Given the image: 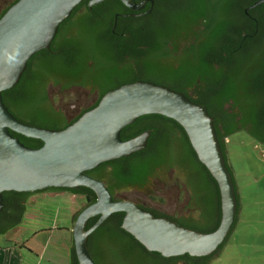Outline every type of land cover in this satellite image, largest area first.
Segmentation results:
<instances>
[{"label": "trees", "instance_id": "obj_1", "mask_svg": "<svg viewBox=\"0 0 264 264\" xmlns=\"http://www.w3.org/2000/svg\"><path fill=\"white\" fill-rule=\"evenodd\" d=\"M16 1H7L0 10V17ZM87 2L81 0L73 8L59 24L49 47L35 52L18 82L2 91L4 105L25 123L62 129L96 106L107 91L125 83L145 80L180 91L191 101L205 106L213 117L216 136L234 182L238 213L240 196L234 170L231 162L228 163L224 137L241 129L252 139L263 141L260 136L264 137V128L260 125H264V101L249 87L250 71L245 66L250 64L253 68L257 63L254 55L237 57L236 67L231 72L226 71L223 60L217 61L218 66H215L216 61L211 59L217 46L224 43L225 28L233 15L231 0H182L179 3L155 0V13L145 24L144 31L138 30L135 23L130 25L131 19L123 17H118L112 29L114 12L122 10L120 0H104L92 8ZM216 2H221L222 6H214ZM240 4L243 7L245 2ZM49 82L59 84L63 89L89 87L95 93L94 101L68 117L54 105L47 90ZM191 88L194 93L190 94ZM235 91L240 92L234 94ZM236 115L240 116V124L235 120ZM221 122L223 134L218 127ZM237 125L241 126L239 130ZM145 130H150V135L144 148L128 156L103 161L85 173L104 181L112 197L118 199L114 197L115 191L126 186H144L163 168H177L184 173L189 203L198 209L199 220L170 216L137 204L155 216L169 217L185 227L213 231L221 218L219 189L198 160L184 129L161 114H144L122 127L120 138L126 140ZM9 131L27 147L38 148L43 144L38 138ZM43 191L81 195L84 206L96 199L95 193L85 186L47 187L36 192ZM32 194L15 190L2 192L0 233L20 224ZM80 210L72 214V223ZM123 215V212H113L88 235L87 248L96 264H166L175 260H183L186 264H210L226 242L206 256L164 257L146 249L121 227ZM97 219L98 216L90 217L85 228ZM69 264H79L73 246Z\"/></svg>", "mask_w": 264, "mask_h": 264}, {"label": "water", "instance_id": "obj_2", "mask_svg": "<svg viewBox=\"0 0 264 264\" xmlns=\"http://www.w3.org/2000/svg\"><path fill=\"white\" fill-rule=\"evenodd\" d=\"M80 1L17 0L0 17V211L3 208L2 192L6 190L34 192L47 187L85 186L95 193L96 199L81 208L73 221L68 258L73 246L79 264H96L88 251L87 238L113 212L124 213L121 227L150 251L164 257L210 255L227 242L231 234L237 198L216 136L213 117L205 106L191 101L180 91L145 80L125 83L107 91L96 106L62 129L25 123L4 105L2 91L18 82L35 52L49 47L59 24ZM102 1L88 0V4ZM146 1L121 0L135 10L141 9ZM220 3L216 2L214 6L221 7ZM50 89H61L60 100L65 90L83 89L88 93V99L82 107L89 105L93 92L91 88L82 86L63 89L53 82L47 86V90ZM60 100L58 107L61 109ZM153 113L175 120L184 129L198 160L216 181L221 218L213 231L185 227L139 206L136 202L146 205L142 192L150 179L144 186L122 188L116 195L124 199H114L104 181L85 173L103 161L128 156L144 148L150 130L126 140L120 138V130L138 116ZM9 130L38 138L43 144L38 148L27 147ZM166 169L157 173L165 182V188L184 182L181 170L175 168L168 177ZM185 191L188 190L184 185L171 192L170 196ZM41 193L47 192L34 193L30 197ZM158 211L174 217L199 216L198 209L189 203V194L179 205H169L164 210L158 207ZM93 216H98V219L86 229L88 219ZM0 244L10 245L2 235Z\"/></svg>", "mask_w": 264, "mask_h": 264}, {"label": "rangeland", "instance_id": "obj_3", "mask_svg": "<svg viewBox=\"0 0 264 264\" xmlns=\"http://www.w3.org/2000/svg\"><path fill=\"white\" fill-rule=\"evenodd\" d=\"M7 1L9 0H0V8ZM48 93L53 98L54 105L58 107L61 89H50ZM94 98L95 93L92 92L88 104H91ZM87 99L88 93L83 89L65 90L60 100L61 110L70 117L85 104ZM226 144L229 160L235 173L242 210L223 250L211 260V264H264V146L256 144L242 130L232 134ZM174 169V167L166 169L168 177H171ZM150 180L142 192V200L147 206L156 210L158 207L164 210L169 205H179L189 194V191H185L170 196L175 189L184 186V182H178L165 188V182L159 175L156 174ZM152 180H154L153 183ZM83 202L81 195L68 192L41 193L28 199L26 211L19 224L22 228L16 226L6 233L7 240L13 239L22 243L29 238L26 241L27 247L23 246L25 249L22 248V251L14 249L28 256L29 260L24 258L23 264H65L58 258L56 260L59 263L48 260L52 256L51 252L55 250L54 241L49 245L47 253H44V256L37 261L33 259L35 256L33 257L27 250L30 248L40 257L46 245L44 238L48 234L40 233L38 236H32L33 230L46 226L45 224L57 225L61 228L70 227L72 214L84 206ZM33 215L35 217H32ZM54 233L52 237L54 240L57 236L64 234L62 230ZM39 239L40 244L36 243ZM10 244L13 243L10 242ZM55 253L63 256L64 249L60 246L56 248Z\"/></svg>", "mask_w": 264, "mask_h": 264}, {"label": "flooded vegetation", "instance_id": "obj_4", "mask_svg": "<svg viewBox=\"0 0 264 264\" xmlns=\"http://www.w3.org/2000/svg\"><path fill=\"white\" fill-rule=\"evenodd\" d=\"M132 1L134 3H139L142 0H132ZM181 1L182 0H175L176 3H179ZM231 2L233 3L231 7L233 15H231L232 17H230L231 21L229 23V26L225 28L226 36H224V43L217 46L216 51H214V53L211 56V59L216 61L214 62L215 66H218L217 61L223 60L224 64L222 65L224 66L226 71L231 72L236 67L235 64L238 59L237 57L242 55H249V56H251V54L254 55L256 57L257 63L253 65V68L252 65L250 64L245 66L246 70L250 71L249 87L253 94L259 95L261 97L260 100L264 101V0H231ZM240 2H245L243 7L241 6ZM121 4H122V10L114 12L112 29H114V27L116 26L118 17H123L126 19H131L130 21H128L130 25L135 23L138 25L136 26L138 30L144 31L145 24L155 13L154 10L155 0H151V1L147 0L144 3L143 7L138 10L129 8L122 2ZM87 5L89 8H92V6L96 4L89 5L87 2ZM103 10L104 9H102L101 11ZM193 91L194 89L191 88L189 93L190 94L191 92L194 93ZM239 92L240 91L237 92L235 91L234 94H237ZM260 114L262 115V113ZM221 119L222 121L224 120L223 117ZM235 120L238 124H240V116L236 115ZM222 126H223L222 122L218 124L219 132L221 134L224 133V128ZM260 126L264 128V125H260ZM240 128L241 126L237 125V130H239ZM229 137L230 136H225L224 142H226ZM260 137L261 139H263V141L259 140L258 138L253 140L255 141L256 144L260 146H264V137L263 136ZM228 159H229V155H228ZM228 163H230V161H228ZM119 190L114 192V197L118 199H124L116 195ZM43 192L57 193V191H43ZM58 192H64V191H58ZM32 193L34 194L38 192L34 191ZM139 204L146 206L142 203ZM183 217H188L192 220H199L200 216L196 218L192 216H183ZM13 228L14 227L8 228L3 233H0V235L4 237V240H7L6 233L12 230ZM166 264H186V263L183 260H175L173 263L169 261L166 262Z\"/></svg>", "mask_w": 264, "mask_h": 264}, {"label": "crops", "instance_id": "obj_5", "mask_svg": "<svg viewBox=\"0 0 264 264\" xmlns=\"http://www.w3.org/2000/svg\"><path fill=\"white\" fill-rule=\"evenodd\" d=\"M57 193H62V192H57ZM57 193H54V194H57ZM31 198V197H30ZM242 210V205L240 207V210L238 212V216H237V220L239 219V214ZM32 217H35V215H33ZM236 220V222H237ZM72 221H71V226H72ZM46 226H40V228H37L35 230H33V235L32 236H38V234L40 233H47V237H45V241H46V245H44V252L43 254L40 255L39 257V254L32 251L30 248L27 250L28 252H30L29 254H32V256L34 257L33 259H35L36 261L39 260L41 258V256H44V253H47V249L49 247V245L51 244L52 241L53 242V248L55 250H53L51 252V255L50 256L51 258L48 259V260H51V261H54L56 263H59L56 258H58V260L61 262H65V264H68L69 263V258H68V251H69V242H70V237H71V229L72 227H67V228H61L60 226H57V225H48V224H45ZM20 228H22L20 225H18ZM59 227V228H58ZM62 230V232H64V234L62 236H57L56 239L54 240L52 237L54 236V232L57 231V232H60ZM19 233V232H18ZM17 233V235H18ZM60 238V240H59ZM29 238H27L28 240ZM26 240V241H27ZM26 241L24 242H17L13 239H9L7 240V242H12L13 244H10V245H1L0 244V264H23L24 262V258L29 260L28 256L24 255L23 252L19 253L17 252L18 249H21L22 251V248L25 249L23 246L27 247V244H26ZM44 241V242H45ZM25 243V244H24ZM36 243L40 244L41 241L40 239L36 241ZM62 247L64 249V255H59L56 252V248H59V247ZM14 249H17V250H14ZM16 252V253H14ZM65 257H66V261H65ZM210 264H211V261H210Z\"/></svg>", "mask_w": 264, "mask_h": 264}]
</instances>
